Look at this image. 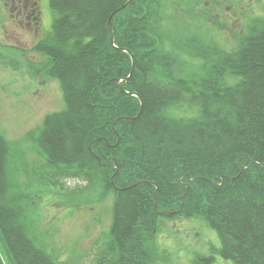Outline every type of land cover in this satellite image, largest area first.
Segmentation results:
<instances>
[{
  "label": "trees",
  "instance_id": "1",
  "mask_svg": "<svg viewBox=\"0 0 264 264\" xmlns=\"http://www.w3.org/2000/svg\"><path fill=\"white\" fill-rule=\"evenodd\" d=\"M48 7L51 31L37 50L64 108L45 117L37 145L48 167L72 169L114 194L98 264H155L153 238L140 233L154 234L158 218L200 220L217 235L221 259L264 264V17L230 53L190 51L199 64L185 73L175 70L183 33L167 41L156 0H48ZM185 106L194 109L189 117L175 112ZM122 117L137 118L113 127ZM10 158L0 134V239L12 264H58L29 234ZM212 254L193 264H214Z\"/></svg>",
  "mask_w": 264,
  "mask_h": 264
},
{
  "label": "rangeland",
  "instance_id": "2",
  "mask_svg": "<svg viewBox=\"0 0 264 264\" xmlns=\"http://www.w3.org/2000/svg\"><path fill=\"white\" fill-rule=\"evenodd\" d=\"M156 1L155 15L166 20L163 30L169 29L171 38L167 41L179 29L184 36L176 72H190L199 64L197 53H189L196 48L209 46L224 53L236 50L238 35L247 32L254 20L264 17V0ZM41 3L43 13L36 33L19 25L0 0V134L11 154L8 171L12 174L14 199L23 211L30 236L56 263L98 264L107 244L114 194L72 169L48 167L37 145L45 117L64 108L60 84L49 72L47 58L37 50L49 35L52 22L48 0ZM186 4L191 5L186 9ZM179 6L185 10L181 12ZM166 48L170 50L171 45ZM185 108L175 112L186 113V117L194 113L192 107ZM140 235L153 238L155 264H193L196 256L212 252L214 264H233L214 252L219 249L218 237L200 220L158 218L154 234ZM0 256L4 264H12L1 239Z\"/></svg>",
  "mask_w": 264,
  "mask_h": 264
},
{
  "label": "flooded vegetation",
  "instance_id": "3",
  "mask_svg": "<svg viewBox=\"0 0 264 264\" xmlns=\"http://www.w3.org/2000/svg\"><path fill=\"white\" fill-rule=\"evenodd\" d=\"M191 1V0H189ZM196 1V0H195ZM10 3V11L12 12L14 18H16L19 25L23 24L27 28H32L36 33H38L41 16H42V3L41 0H8ZM198 3V2H196ZM191 5V4H190ZM186 4V9L190 6ZM198 4L195 6V8ZM179 10L183 12L185 8L179 6ZM216 18L219 19L217 15ZM16 22V21H15ZM227 24V23H226ZM225 24V25H226ZM224 25V24H223ZM34 33V32H33Z\"/></svg>",
  "mask_w": 264,
  "mask_h": 264
},
{
  "label": "water",
  "instance_id": "4",
  "mask_svg": "<svg viewBox=\"0 0 264 264\" xmlns=\"http://www.w3.org/2000/svg\"><path fill=\"white\" fill-rule=\"evenodd\" d=\"M123 8H124V6H122L120 9H123ZM115 13H116V12H114V13L112 14V16H113ZM112 16H111V17H112ZM108 26H110V19L108 20ZM111 45L114 47V45H113V37H112V36H111ZM132 70H133V62L131 61V70H130V73H129V74L132 73ZM140 107H142L141 102H140ZM140 113H141V108H140V111H139L137 117L139 116ZM137 117H135V118H137ZM135 118H132V119L125 118V117L119 118V119H117V120L114 122L113 127L116 125V123H117L119 120H126V121L131 122V121H133ZM114 133H115V132H114ZM110 161H113V160H110ZM106 163H107V162H105L103 165H105ZM117 174H118V171H116L115 175H117ZM111 182H112V178H111ZM137 185H138V184H136V185H134V186H132V187H135V186H137ZM122 190H124V189H122ZM156 193H157V190H156V192L154 193L153 200H154V198H155Z\"/></svg>",
  "mask_w": 264,
  "mask_h": 264
}]
</instances>
